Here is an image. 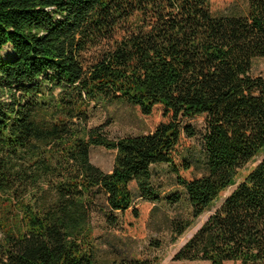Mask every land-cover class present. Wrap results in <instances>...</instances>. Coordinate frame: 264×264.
<instances>
[{
  "label": "trees",
  "instance_id": "obj_1",
  "mask_svg": "<svg viewBox=\"0 0 264 264\" xmlns=\"http://www.w3.org/2000/svg\"><path fill=\"white\" fill-rule=\"evenodd\" d=\"M0 0V264H96L92 215L140 219L166 164L188 197L177 240L261 160L176 252L174 260L264 264V0ZM12 52L3 58L1 52ZM126 103L160 121L109 137L90 108ZM204 116L206 172L184 153ZM113 150L110 172L91 147ZM177 202L179 195L169 197ZM155 261V260H154ZM120 264H151L147 259Z\"/></svg>",
  "mask_w": 264,
  "mask_h": 264
},
{
  "label": "rangeland",
  "instance_id": "obj_2",
  "mask_svg": "<svg viewBox=\"0 0 264 264\" xmlns=\"http://www.w3.org/2000/svg\"><path fill=\"white\" fill-rule=\"evenodd\" d=\"M247 8V0H235L226 13H243ZM12 52L6 46L1 52L7 58ZM252 74L264 75V58H255L252 64ZM158 113L145 116L140 111L126 103L96 105L90 108L89 125L105 124L109 137L117 138L125 135H137L150 132L160 121ZM194 127L196 135L187 138L188 149L184 156L193 164V175L201 177L206 172L203 134L205 131L204 116H194L184 120ZM113 150L103 147H91V162L105 172H110L114 161ZM258 156L254 161L239 170L236 184L220 194L215 207L202 214L195 225L188 228L177 240H172L171 224L175 220L190 219L191 207L184 189L176 182L175 175L166 164L152 166L153 181L159 193L158 199L143 202L139 199L134 183H131L135 204L141 205L140 219L129 224L121 218L115 225H109L105 216V199L99 196L98 207L92 215V227L95 236L96 264H120L123 260L147 259L151 264H210L207 261L174 260L176 252L207 220L211 213L221 204L224 198L242 181L245 175L261 160ZM179 195V200L173 202L170 196ZM155 260V261H154ZM224 264H239V262H225Z\"/></svg>",
  "mask_w": 264,
  "mask_h": 264
}]
</instances>
